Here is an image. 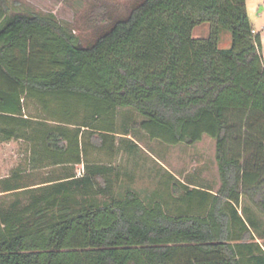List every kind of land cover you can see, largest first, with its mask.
<instances>
[{
	"label": "trees",
	"instance_id": "16d2710c",
	"mask_svg": "<svg viewBox=\"0 0 264 264\" xmlns=\"http://www.w3.org/2000/svg\"><path fill=\"white\" fill-rule=\"evenodd\" d=\"M203 23L209 36L194 37ZM79 29L0 0V142H27L32 170L60 167L37 183L20 167L4 180V193L41 192L0 210V264H264L239 212L246 197L264 215V59L246 0H92ZM126 107L151 139L215 140L218 192L185 195L205 211L170 213L131 188L97 199L114 167L90 156H117Z\"/></svg>",
	"mask_w": 264,
	"mask_h": 264
},
{
	"label": "rangeland",
	"instance_id": "374dc122",
	"mask_svg": "<svg viewBox=\"0 0 264 264\" xmlns=\"http://www.w3.org/2000/svg\"><path fill=\"white\" fill-rule=\"evenodd\" d=\"M92 0H8L14 8L28 7L40 13H53L64 24L77 33L80 31L84 16ZM124 7L131 0H110ZM210 24L197 25L193 36L206 38L209 36ZM231 32L221 30L219 46H231ZM27 114L38 115L40 106L35 100L25 102ZM143 116L134 108L126 107L118 110L117 138L118 154L107 158L105 152L94 150L92 160H101L113 165L114 170L108 173L111 182V193L98 194L102 202L109 200L111 195L122 196L129 188L138 191L147 202L153 199L163 201L170 213L203 212L198 206V199L192 204L185 195L187 190L199 188L217 193L221 186L220 172L216 160V142L209 136L192 145L180 143L170 145L161 140L151 139L143 130L133 127L135 121L143 120ZM29 145L23 139L0 142V210L18 200L19 205L27 204L34 194L41 191L35 189L32 193L26 191L1 192L4 180L11 176L17 168H21L24 184L41 182L52 174L60 172V167L40 168L32 170L28 166ZM75 168H77L75 166ZM55 169V171H54ZM85 168L78 166L77 175H82ZM175 187L178 188L175 190ZM37 190V191H36ZM239 212L245 219L253 220L250 224L249 241L259 242L264 248V215L242 197Z\"/></svg>",
	"mask_w": 264,
	"mask_h": 264
},
{
	"label": "crops",
	"instance_id": "0c3cea01",
	"mask_svg": "<svg viewBox=\"0 0 264 264\" xmlns=\"http://www.w3.org/2000/svg\"><path fill=\"white\" fill-rule=\"evenodd\" d=\"M246 5L253 28L260 33V51L264 59V0H246ZM78 166L84 169L83 163L76 164V170H78Z\"/></svg>",
	"mask_w": 264,
	"mask_h": 264
},
{
	"label": "built area",
	"instance_id": "2783aa9c",
	"mask_svg": "<svg viewBox=\"0 0 264 264\" xmlns=\"http://www.w3.org/2000/svg\"><path fill=\"white\" fill-rule=\"evenodd\" d=\"M254 32H256V31L254 30Z\"/></svg>",
	"mask_w": 264,
	"mask_h": 264
}]
</instances>
